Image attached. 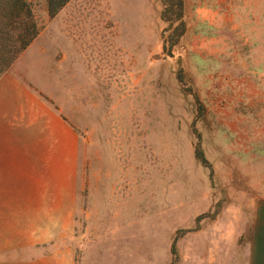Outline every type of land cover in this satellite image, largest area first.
<instances>
[{"label": "rangeland", "instance_id": "374dc122", "mask_svg": "<svg viewBox=\"0 0 264 264\" xmlns=\"http://www.w3.org/2000/svg\"><path fill=\"white\" fill-rule=\"evenodd\" d=\"M29 1L14 63L77 136L76 264H191L194 224L264 199V0Z\"/></svg>", "mask_w": 264, "mask_h": 264}, {"label": "crops", "instance_id": "0c3cea01", "mask_svg": "<svg viewBox=\"0 0 264 264\" xmlns=\"http://www.w3.org/2000/svg\"><path fill=\"white\" fill-rule=\"evenodd\" d=\"M23 59L0 76V264H76L77 136ZM252 200L194 224L191 264H264V199Z\"/></svg>", "mask_w": 264, "mask_h": 264}, {"label": "trees", "instance_id": "16d2710c", "mask_svg": "<svg viewBox=\"0 0 264 264\" xmlns=\"http://www.w3.org/2000/svg\"><path fill=\"white\" fill-rule=\"evenodd\" d=\"M54 17L70 0H45ZM39 30L29 0H0V76L36 38Z\"/></svg>", "mask_w": 264, "mask_h": 264}]
</instances>
